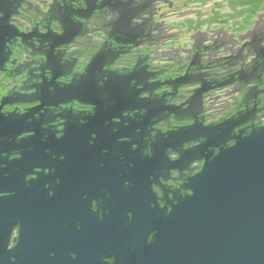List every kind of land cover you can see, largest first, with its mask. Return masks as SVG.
<instances>
[{"label": "flooded vegetation", "instance_id": "af4514ba", "mask_svg": "<svg viewBox=\"0 0 264 264\" xmlns=\"http://www.w3.org/2000/svg\"><path fill=\"white\" fill-rule=\"evenodd\" d=\"M263 119L264 0H0V264H137Z\"/></svg>", "mask_w": 264, "mask_h": 264}, {"label": "water", "instance_id": "95a60500", "mask_svg": "<svg viewBox=\"0 0 264 264\" xmlns=\"http://www.w3.org/2000/svg\"><path fill=\"white\" fill-rule=\"evenodd\" d=\"M212 127L208 136L225 133ZM157 225L154 241L130 236L137 264H264V126L220 148Z\"/></svg>", "mask_w": 264, "mask_h": 264}, {"label": "rangeland", "instance_id": "374dc122", "mask_svg": "<svg viewBox=\"0 0 264 264\" xmlns=\"http://www.w3.org/2000/svg\"><path fill=\"white\" fill-rule=\"evenodd\" d=\"M184 1H187V0H184ZM188 4H189V3H188ZM199 5H200V6H196V7H199L200 9H201V8H206V7L208 6V4H207L206 6H205L204 4H201V1H199ZM189 7L192 8L191 5H190ZM242 12H243V11H242ZM185 13H187V12H185ZM243 13H244V12H243ZM248 16H249V15L246 16V15L244 14V17H245V18L248 17ZM244 22H245V21H244ZM201 24H202V23H198V25H200V26H201Z\"/></svg>", "mask_w": 264, "mask_h": 264}, {"label": "built area", "instance_id": "2783aa9c", "mask_svg": "<svg viewBox=\"0 0 264 264\" xmlns=\"http://www.w3.org/2000/svg\"><path fill=\"white\" fill-rule=\"evenodd\" d=\"M263 123H264V119H263Z\"/></svg>", "mask_w": 264, "mask_h": 264}]
</instances>
